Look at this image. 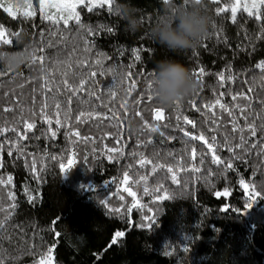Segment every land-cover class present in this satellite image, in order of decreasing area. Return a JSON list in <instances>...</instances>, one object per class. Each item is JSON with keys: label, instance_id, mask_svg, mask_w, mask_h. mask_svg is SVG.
Wrapping results in <instances>:
<instances>
[{"label": "trees", "instance_id": "1", "mask_svg": "<svg viewBox=\"0 0 264 264\" xmlns=\"http://www.w3.org/2000/svg\"><path fill=\"white\" fill-rule=\"evenodd\" d=\"M233 1L202 0L201 4H196L194 0L187 3L185 0H169L168 3L165 0H113L111 6L103 4L93 7L91 12L88 8H79L81 22L94 30L89 34L94 45L91 52L78 55L94 61L99 58L96 53H103L104 67L117 69L121 83L115 89V102L107 95L102 97L114 109L117 118L76 126L82 136L95 138V143H73L76 138H70L66 128L60 129L55 138H49L50 133L42 134L48 125L36 118L37 128L29 133L34 138L24 142V151L42 161L37 164L38 170L43 169L41 180L34 179V173L26 165L31 156L21 157L14 149L12 156L7 154L15 133L9 131L0 136V143L4 144L0 149V178L13 177L12 185H0V206L6 210L0 213V221L9 205L16 204L5 222L2 247L7 257L4 264H41L42 259L47 261L49 256L51 264H264V153L256 149L246 154L243 161H230L231 153L221 148L218 154L232 164V169L212 164L207 146L185 137L176 121L177 114L187 115L197 127L193 129L181 121L185 130L211 135L205 123L211 113L203 109V105L217 98L233 105L235 102L229 93L247 92L253 79L256 80L253 111L259 112L262 107L259 101L264 99V86L260 81L264 69L256 65L264 62V11L261 10L262 19L257 21L255 16L249 17L239 10L233 22L229 9ZM122 3H129L136 10L141 27L134 33L128 31L118 11ZM189 7L199 8L211 21L208 34L196 48L173 52L151 38L150 30L155 23L171 18L179 8ZM217 8L226 10L218 14ZM43 15L36 11L28 18L24 14L9 16L0 8V25L11 40L8 44L0 41V53L28 55L27 62L18 69L0 62V127L22 128L14 119L21 115L13 104L18 98L22 101L24 117L32 118L29 109L33 96L39 110V86L43 83L42 76L50 73L51 67L47 73H42L40 65L32 63L33 54H41L38 49L53 38L50 33L57 28L62 32L65 28L71 29L64 33L68 36L78 30L74 20L67 25L61 20L54 24L44 20ZM136 48L143 49L140 61H135L132 54ZM55 52L53 48L45 49L49 56L47 63L50 64ZM165 58L180 62L191 73L202 66L206 75L201 81L193 77L199 85L197 90L179 101V107H163L166 119L155 121L151 109L162 106L155 98L147 100L149 91L153 95L148 82L153 81L156 62ZM130 65L134 67L129 68ZM129 70L136 80L131 94L126 77ZM221 72L225 77L229 72L234 77L233 81L226 80L224 87L219 81ZM97 78L101 82L98 91L114 83L111 75ZM221 92H225L223 97L219 95ZM191 100H195L202 111L193 109L189 104ZM121 104L125 107L121 108ZM9 106L13 111L4 112L3 108ZM81 107L87 110L90 106ZM97 111L112 115L108 108L99 107ZM216 115L224 124L220 129L222 136L230 131L231 118L218 107ZM145 120L150 125H160V130L152 132L145 126ZM164 124L168 127H163ZM56 128L53 123L52 130ZM262 138L264 133L258 132L256 141ZM149 139L154 143L147 148L137 147L138 142ZM105 145L122 148L123 155L110 161ZM193 147L197 149L196 161L190 157ZM134 151L150 157L158 151L161 155L156 162L166 167L173 165L178 182H172V174L167 173L166 168L156 173L151 172V165L140 169L130 155ZM169 152L175 159L167 155ZM201 153L205 156L203 164L199 163ZM51 156L56 159H50ZM69 159L74 161L71 166ZM177 161L187 162L188 170ZM61 163L66 172L60 170ZM194 164L200 167V173L191 172ZM125 171L132 180L139 179V175L149 177L146 184L133 185L139 200L137 207L132 206L133 198L123 192L121 182ZM197 176L206 178L198 180ZM241 179L250 186L255 184L261 195L250 199L251 187L246 191L240 184ZM160 185L163 191L159 196L164 197L167 192L168 198L157 199L153 189ZM145 186L149 187L148 193L143 191ZM9 191L15 194V201L8 199ZM29 195L34 197L32 201ZM120 195L124 196L123 200ZM102 201H108V205ZM114 207L122 211L110 212L109 208ZM128 208H132L131 212ZM116 231L125 232V236L109 248Z\"/></svg>", "mask_w": 264, "mask_h": 264}, {"label": "snow or ice", "instance_id": "2", "mask_svg": "<svg viewBox=\"0 0 264 264\" xmlns=\"http://www.w3.org/2000/svg\"><path fill=\"white\" fill-rule=\"evenodd\" d=\"M113 0H89L88 11L91 12L93 7L103 6V4H108L111 6ZM169 0H165V3H168ZM187 3L188 0H185ZM196 4H201L202 0H194ZM215 2V0H214ZM41 12L44 13L43 19L52 21L54 24H59V19H53V15L48 14L45 11V7L51 8L55 7L59 13L66 14L65 16H61L60 19H63L64 25H67L69 19L75 21V24L78 26V30L75 34L68 36L65 35V32H71V29L65 28L62 32L59 28L56 31L51 32L50 35L53 37L48 40L46 44L43 45L42 48L38 49L41 53L40 55L33 54L32 63L33 65L39 64L40 71L42 73H47L48 68L51 67V72L43 75L42 80L43 83L39 86V93L41 96L40 107L39 110H36V99L35 96L32 98V108L29 109L31 119L24 117L23 112L24 108L22 107V101L18 98L13 102L15 108L20 110L21 115L19 118H14L16 125H22L21 127L12 126V127H0V136L4 135L7 132H13L16 135L14 141L11 142V148L8 150V155H13V149L19 154L21 157L31 156V160H26V165L30 167V170L34 173V179L41 180L42 179V171L43 169H37V164L42 163V161H38L35 155L27 153L24 151V142L34 138L30 137L29 133H32L37 128L36 118H39L43 123L48 125V129L42 133L47 135L50 133L49 138H55L57 136V132L62 129H67V135L76 139L73 140V143L84 142V143H95V138L86 137L81 135V131L76 127L80 124H87L90 121H102L104 119L114 120L117 118V114L114 109L109 107L108 103H105L103 100V96L107 95L111 98V102H115L117 98V92L115 89L121 83V80L117 78V69L115 67L105 68L103 65L104 54L96 53V58L94 61H90L87 56L78 55L79 53H89L92 50L94 45V41L90 40L89 34L94 30L91 27L85 26L81 22L80 13L76 11L78 5H83L85 0H72V2H65V0H61L60 3H49L48 0H39ZM28 8H31L32 5L28 4ZM241 6V0H236L235 6L231 7V19L233 22L237 20V10L238 7ZM243 11L247 13L249 17L255 16L257 21L262 19L261 7L264 6V0H245L243 3ZM0 8L3 9L5 13L9 16L13 15L12 6L7 5L6 3H0ZM225 8H217V13H223ZM34 13L25 12L24 16L26 18L30 17ZM111 31V29H109ZM264 31V29H262ZM12 35H17V33H13ZM0 41L2 43L8 44L11 43V40L5 38V30L3 26L0 25ZM53 48L56 49L54 56L51 58L50 64L47 63L49 61V56L45 54V49ZM143 49L136 48L132 50V54L135 61L141 60V52ZM123 55V52H121ZM134 67V65H130L129 68ZM259 69H264V62H260L256 65ZM95 69V70H94ZM192 76L196 78L198 81H201V78L206 75L204 67H199L195 69L192 73ZM107 75H111L114 83L110 85H105L103 91H98L97 89L100 87V80L97 78L104 77ZM219 75V81L221 82V87H224L225 81H233L234 77L229 72V75L225 77L224 72H221ZM127 79L130 81L128 84L129 94H131V90H134L136 87V80L133 77L132 72L129 70L126 74ZM261 84L264 86V73H262ZM153 81L148 82L149 90L152 88ZM245 83H249L245 81ZM255 84L256 80L253 79L251 81V86L247 89V92L240 93H229L231 95V100L235 102L233 105L229 106L221 101L220 98L215 99L212 103H206L203 105V109H207L208 112L211 113V118L206 120L205 123L208 125V130L211 135H206L204 132L192 133L185 130L181 126V121L183 124L191 125L193 129L197 127V124L194 120L190 119L187 115L177 114V128H179L185 137H189L193 141H200L202 145L207 146V151L211 153V163L218 166H226L227 169H232V164L227 162L221 158L218 154L221 148L226 149L231 153L229 160H245L246 154L250 155L253 150L259 149L260 153H264V138L259 141H256V138L259 133H264V99H261L259 102L262 105L259 112L253 111V93H255ZM22 88L23 85H20ZM36 91L35 89L33 90ZM22 95V94H21ZM220 97L225 95V92H221ZM154 99L153 95L149 91L147 95V100L152 101ZM99 101V104L95 102ZM243 101V103H241ZM89 105L90 107L85 110L81 107V105ZM126 104V102H125ZM125 104H121L120 107L124 108ZM190 106L196 111H202L201 108L197 107V103L195 100L189 101ZM75 105V107H74ZM179 107V102L175 104ZM104 107L108 108V111L112 113L111 116L107 114H101L97 111V108ZM217 107L222 112H227L228 116L231 118L230 123V131L226 134L220 136V129L224 127L223 121L219 119L216 115ZM4 112H12L13 107H5L3 108ZM154 112V120L155 121H164L166 119L165 109L163 107H157L151 109ZM139 114V113H138ZM143 119V117H141ZM257 120L260 123H257ZM243 121V123H241ZM7 123V122H6ZM53 123L57 126L56 130H52ZM144 124L147 128H149L152 132H158L160 130V125H150L148 121H144ZM163 127L167 128L168 125L164 124ZM247 133V134H246ZM163 135V133H161ZM154 141L149 139L146 142H138V148H147L149 145L153 144ZM4 148V144L0 143V149ZM108 153V159L114 160L118 159L123 155L122 148L118 147H107L105 145ZM187 151V147L185 149ZM112 153H116L117 156H113ZM132 158L136 160V163L139 165L140 169H144L147 166L151 165V172L156 173L157 170H164L166 168L167 173L172 174V182L177 183V176L175 175V167L173 165H168L166 167L163 163H157L156 161L160 158V153L155 151L153 155L150 157L146 155L144 152H132L130 153ZM169 157L173 156V153H167ZM138 157V159H137ZM190 157L192 161L197 160V149L193 147L191 149ZM52 160H55V156L49 157ZM205 160V156L203 153L199 156V163L203 164ZM74 163L73 160H68V165L71 166ZM177 164H180L177 161ZM2 166V165H0ZM129 168H132V165H128ZM180 167L188 170L187 162L184 164H180ZM60 170L62 172H66L67 169L63 163L60 164ZM200 167L195 164L191 168L192 173H200ZM206 178L202 176H197V179ZM149 177L147 175H139V179L132 180L129 172L125 171L123 174L122 184L123 192L127 193L129 197L133 198V207L139 206V200L137 199V192L133 190V185H139L141 182L148 181ZM13 177L9 175L7 179L0 178V185H12ZM131 181V182H130ZM159 184V182H157ZM241 186L247 191L251 187L250 199L255 196L261 195L259 191L256 190L255 184L251 186L246 184L243 179L240 180ZM144 193L149 192V187L145 186L143 188ZM154 192L157 193V199L168 198L167 192H165L164 197L159 196V192L163 191L162 185L153 189ZM227 191V190H226ZM25 192H28V189H25ZM219 195V193H217ZM8 199L11 201H15L16 197L12 191L7 193ZM29 201L34 199L33 196H28ZM124 196L120 195V200H123ZM102 203L107 206L108 201H102ZM250 206V205H249ZM16 208V204H10L7 213L3 216V220L0 221V264H4L5 259L7 257V253L3 250L2 242L6 233L5 222L9 220L12 211ZM132 208H128L127 211L131 212ZM6 210L3 206H0V213H4ZM110 212L120 213L122 209L120 207L109 208ZM148 219V217H145ZM151 226V225H149ZM55 228V225H53ZM59 236V233H56ZM125 236V232L116 231L108 245L110 248L113 245H116L122 237ZM52 250L49 249V252ZM41 264H51V257L47 258V261H41Z\"/></svg>", "mask_w": 264, "mask_h": 264}, {"label": "clouds", "instance_id": "3", "mask_svg": "<svg viewBox=\"0 0 264 264\" xmlns=\"http://www.w3.org/2000/svg\"><path fill=\"white\" fill-rule=\"evenodd\" d=\"M118 11L125 19L128 31L134 33L140 29L136 10L129 3L120 4ZM210 23V17L199 8H179L171 18L155 23L150 36L169 51H185L199 45L208 34ZM27 60L28 55L25 53H0V62L14 69L20 68ZM154 72L152 92L162 107H172L191 96L199 87L190 69L174 59L157 61Z\"/></svg>", "mask_w": 264, "mask_h": 264}, {"label": "rangeland", "instance_id": "4", "mask_svg": "<svg viewBox=\"0 0 264 264\" xmlns=\"http://www.w3.org/2000/svg\"><path fill=\"white\" fill-rule=\"evenodd\" d=\"M49 3H60L61 0H48ZM65 2H72V0H65ZM245 2V0H241V6L238 7V10H243V3ZM248 2L250 3V0H248ZM0 3H6L7 5L12 6V10H13V15L15 16L17 14H24L25 12H30V13H35L36 11H39L40 13L44 14L43 12H41L40 9V3L39 0H0ZM28 4H31L32 7L28 8ZM236 4V0L233 1V3L229 6V9L231 11V7L235 6ZM91 5L89 4V0H85V3L83 5H78L76 11L79 12V8L83 7V8H88ZM97 7V6H96ZM261 10L264 11V6L261 7ZM45 11L50 14L53 15V19H59L61 21H63V19H60L61 16H65L66 14L64 13H59L58 10L55 7H45ZM72 19H69V21H71ZM5 38H8V34L5 31Z\"/></svg>", "mask_w": 264, "mask_h": 264}]
</instances>
